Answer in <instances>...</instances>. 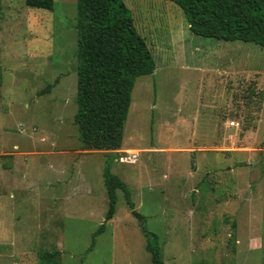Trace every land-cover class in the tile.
<instances>
[{
  "label": "rangeland",
  "instance_id": "374dc122",
  "mask_svg": "<svg viewBox=\"0 0 264 264\" xmlns=\"http://www.w3.org/2000/svg\"><path fill=\"white\" fill-rule=\"evenodd\" d=\"M124 1L157 66L122 148L101 151L74 121L78 1L0 0V264L56 249L62 264H154L143 227L166 264H264V48L195 35L170 0ZM106 165L135 204L118 190L110 220Z\"/></svg>",
  "mask_w": 264,
  "mask_h": 264
},
{
  "label": "trees",
  "instance_id": "16d2710c",
  "mask_svg": "<svg viewBox=\"0 0 264 264\" xmlns=\"http://www.w3.org/2000/svg\"><path fill=\"white\" fill-rule=\"evenodd\" d=\"M77 112L75 124L85 150L117 151L124 142L132 93L139 77L156 70V60L136 28L124 0H77ZM184 11L198 36L250 42L264 48V0H170ZM31 8L52 10L55 0H25ZM50 88V86H48ZM109 196L106 220L116 213L117 191L135 207L131 190L120 176L104 170ZM141 217L139 213L134 211ZM102 224L95 233H102ZM154 264H166L157 234L142 228ZM47 264H62L58 249L42 254Z\"/></svg>",
  "mask_w": 264,
  "mask_h": 264
},
{
  "label": "crops",
  "instance_id": "0c3cea01",
  "mask_svg": "<svg viewBox=\"0 0 264 264\" xmlns=\"http://www.w3.org/2000/svg\"><path fill=\"white\" fill-rule=\"evenodd\" d=\"M238 122V121H237ZM239 123V122H238ZM15 154V153H14ZM217 184V186H219V185H225V186H228V184H230V183H216Z\"/></svg>",
  "mask_w": 264,
  "mask_h": 264
},
{
  "label": "built area",
  "instance_id": "2783aa9c",
  "mask_svg": "<svg viewBox=\"0 0 264 264\" xmlns=\"http://www.w3.org/2000/svg\"><path fill=\"white\" fill-rule=\"evenodd\" d=\"M233 126H237L239 123L237 121H232L231 123Z\"/></svg>",
  "mask_w": 264,
  "mask_h": 264
}]
</instances>
